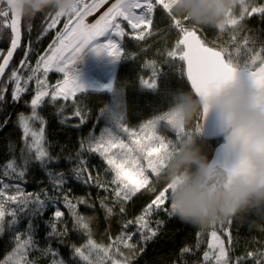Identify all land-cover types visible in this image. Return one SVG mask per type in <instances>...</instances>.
I'll return each instance as SVG.
<instances>
[{
	"label": "trees",
	"instance_id": "trees-1",
	"mask_svg": "<svg viewBox=\"0 0 264 264\" xmlns=\"http://www.w3.org/2000/svg\"><path fill=\"white\" fill-rule=\"evenodd\" d=\"M251 1L253 0H245L246 3ZM261 1H253L243 20L239 21V27L228 24L224 16L226 6V9H232L235 18H239V0H227L225 6L218 12H201L195 15L187 11L192 0L177 1L167 11L161 4H156L152 24L147 30L142 25L133 32L127 26V22H123L121 26L124 27L126 35L119 45L124 50V57L114 78L113 93L79 94L76 100L82 101L79 106L87 113L85 123L82 125L79 123V117L65 119L72 117L73 101H52L51 96L44 97L37 111L44 120L45 147L53 157V162L48 167L55 172L65 174L66 182L61 194L67 195L72 204L79 206V212H82L78 215L86 217L89 231L73 226V213L65 206L64 197L59 196L54 206L45 209L42 216L34 218L35 247L29 252V260L35 261L36 264H52L54 259L62 261L63 264H86L75 254L76 247H80L87 254L86 246L89 238L103 247L113 245L115 238L124 231V224L140 216L145 206L155 199L160 191L167 189L181 175L197 177L201 165H208L214 150L223 140L207 141L202 137L201 108L185 75L182 74L183 62L178 58L172 61L166 57V53L172 50L180 38L175 22L179 21L183 27L195 31L208 47L219 50L223 46L235 55L236 47L240 46L244 59L256 53L264 56V14L258 12L247 14L251 12L253 6H259ZM192 6L196 5L192 3ZM0 7H6L2 0ZM39 14L55 16L56 12L45 8L43 0L24 1L21 48L13 57L11 66L0 83V88L7 85L6 98L0 101V172L9 160L19 158L21 155L20 150L24 142L17 118L20 113L31 114L30 103L37 88L36 77L46 82L51 80L47 83L49 92L52 91L51 86L61 78L51 72L46 76L43 71L36 73L35 76L31 73L32 64L37 57L45 54L62 26L61 22L57 26L55 24L45 33L44 29L51 20L45 22L44 16H37ZM31 18H33L32 27L29 30L27 25ZM141 31L145 32V37L138 39L137 36ZM148 32L151 34L149 35ZM233 35L236 36L234 42L231 41ZM9 46L10 31L0 37V62ZM25 52L28 53V64L21 67L20 61L24 59ZM161 67L163 74L157 78V87L147 89L141 81L152 79L153 72ZM255 67H259V60ZM14 69H19V74L25 80L30 75L34 76L31 81L28 80V93L16 102L11 99L14 85L9 80ZM62 105L66 106L61 110ZM111 106L123 112V122L131 129L138 128L149 120L155 121L160 127L162 138L170 153L168 164L159 173L149 174V184L131 197L124 206L125 211L108 215L100 202V196L112 195L111 189L114 186H109L111 176L105 175L98 156L88 152L86 147L83 150V158L88 161V171H96L99 181L107 184L108 191L98 187L97 184L93 186L80 183L70 174L75 166L76 154L81 151V142L104 125L101 117L104 113L113 111ZM175 112L180 114L182 123L177 131H172L160 122V119ZM61 120L65 122L62 124ZM5 121L7 124L4 123ZM35 127L39 131V122H35ZM4 179L8 182V178ZM11 182L19 184L26 193L40 192L44 190L39 186L40 184H51L47 172L35 161L29 166L28 174L23 181ZM211 182L214 187L223 191L222 186L226 182V176L217 171L212 176ZM149 187L155 188V192L149 191ZM11 191L14 192V189ZM81 199H87L88 203H78ZM173 205L168 200L157 213V221H163V224L159 226L157 235L152 239L142 240L140 233L135 231V225H130L131 232L135 233L133 239L129 241L133 247H125L123 243L113 245L109 249L112 259L118 261V264H200L208 246L210 233L219 220H224L228 223L230 236V243L227 244L230 263L258 264L264 261V191L253 194L244 201L227 197L224 204L227 210H218L216 217L202 227L193 226L175 217H168L167 213ZM56 208L63 213L60 220H56L53 216ZM156 219L152 218L151 223ZM51 222L56 223L57 230L49 235L52 232L48 226ZM15 229L21 233L25 232L27 221L22 220ZM197 233H200L199 237ZM14 236L15 231L7 227L3 233H0V261H3L15 246ZM184 247L191 250L181 254V249ZM49 249L50 251H46ZM249 253L252 255L249 256ZM92 258L95 259V252ZM105 264H111V261H106Z\"/></svg>",
	"mask_w": 264,
	"mask_h": 264
},
{
	"label": "snow or ice",
	"instance_id": "snow-or-ice-1",
	"mask_svg": "<svg viewBox=\"0 0 264 264\" xmlns=\"http://www.w3.org/2000/svg\"><path fill=\"white\" fill-rule=\"evenodd\" d=\"M108 3V0H92L90 4L79 5L72 14L56 13L55 16H44L45 22L51 20L44 29L47 30L53 27L61 16H68V22L64 24V30L57 34V39L48 46L45 54L40 56L36 61V66L31 68V73L43 71L46 76L49 71H57L63 74V80H58L52 87V91H48L49 85L46 80L36 77L37 88L35 95L31 99V114L25 115L20 113L17 118L18 126L23 133L24 146L21 148L19 158L9 160L0 172V233L5 231V228L15 231L14 244L12 251L5 257L0 264H36L35 261L29 260L28 255L31 249L35 247L33 239L35 232V217L42 216L45 209L56 204V200L45 190L36 193L24 192L19 184L11 181H23L28 174L29 166L33 161L38 163L41 169L47 172V178L53 185V189L57 193H62L63 185L65 184V174L63 172H55L48 166L53 162V157L49 154L45 147L44 139V120L38 113L37 109L41 105L44 97L51 96L52 101L58 98L68 101L73 100L72 117H79V123H85L87 113L84 108L79 106L82 101H77V94H83L84 88L77 82L73 75V65L81 56L82 51L86 46L94 45V51L106 52L114 59L124 57V50L120 47L119 42L126 35L123 22L135 32L144 26L147 30L152 24V15L156 4H162L165 10L169 9L168 2L165 0H115L102 14L99 15L95 22L85 23V17L91 15L92 12L99 9L101 6ZM240 14L239 18L233 16L229 19L233 26L239 27V21L243 20L245 13L248 10V3L245 0H239ZM10 0H6V7H0V37L6 35L10 30V47L7 49V56H4L3 63H0V75L4 74L5 68L12 59L13 52L20 45L21 39V22L24 17L17 18L10 9ZM259 12L264 14V6L251 8L252 13ZM170 15V13H169ZM36 16V17H37ZM35 18V17H33ZM31 18L28 23V28L31 30ZM10 20V22H9ZM74 25L69 27L70 24ZM175 27L179 29L180 38L171 51L166 53V57L172 61L179 59L183 62L182 74L186 76L190 88L198 91H206L211 88L219 87L226 83L240 80L250 85L253 89H258L264 92V56L260 53L249 56L247 59L242 58L241 48L237 46L235 55L228 48L221 46L219 50L208 47L202 41L195 31H190L183 27L179 21L175 22ZM144 31H141L137 36L138 39L144 38ZM150 35L151 33L148 32ZM107 36L106 41H101L100 38ZM236 36L231 37V41H235ZM28 53L25 52L24 59L20 61L21 67L28 64ZM259 60V67H255ZM167 62V61H166ZM153 68L155 65L153 64ZM163 74V68L153 72V78L150 80H142L141 83L147 89H155L157 87V78ZM33 78L28 76L27 80L23 79L19 74V69H14L9 77L14 87L11 92L12 101H19L22 94L26 92L28 80ZM111 87V86H109ZM7 85L0 88V101L5 100ZM66 105L61 106V110ZM35 122H39V131L35 127ZM65 120H61L63 124ZM7 124V121L4 122ZM117 128L121 129L126 134L127 139L121 137L118 133L111 130H103L99 136L89 135L85 141L80 144L81 151L77 152L75 157V166L72 169L77 179L84 178L85 183L94 182L98 187L108 191L106 183H101L98 178H93L88 171V161L83 158L84 149L90 153L98 154L104 166L105 175L111 176V189L115 198L118 201L126 202L131 199L142 188L149 184V178L145 175L146 163L148 169L154 174L152 166V156L150 153L157 146V132L155 121L149 120L142 125L139 131L130 129L124 124H117ZM130 141V142H129ZM87 175L85 176V174ZM4 178H8V182ZM14 189V192L11 190ZM149 191L155 192V188L149 187ZM167 189H163L147 204L140 216H137L134 221H127L124 229L127 230L130 225H136L137 231L140 232L142 240L152 239L157 235L159 226L163 221H157V228L149 227L148 217L153 212V206L159 209L161 205L168 199L166 196ZM65 206L70 209L74 216V227L89 231V224L86 223L84 216L76 213V205L72 204L68 196H64ZM106 199V198H105ZM78 203L87 204V199H81ZM103 205V201H102ZM106 207V214H111L113 209ZM125 211L124 207H120V212ZM171 217L174 215L173 208L168 212ZM56 220H60L63 213L56 208L53 213ZM22 220L27 221V229L21 233L15 229ZM52 235L57 230L55 222L48 225ZM135 233L123 231L120 236L115 238L113 245L123 243L125 247L131 248L129 243L133 239ZM200 233H197V237ZM211 241L208 244L209 249H218L215 253L216 264H228L225 259L226 251L223 241L217 235L216 231L211 232ZM103 247L95 243L91 238L87 241V254L80 247L74 249L75 254L79 256L86 264H105L106 261H111V264H118V261L112 259V254L109 249L113 246ZM191 249L184 247L181 249V254L189 252ZM46 251H50L46 250ZM95 252V259L92 254ZM249 256L252 253L248 254ZM210 253L204 252V260L208 261ZM52 264H63L62 261L53 260ZM264 264V261L258 262Z\"/></svg>",
	"mask_w": 264,
	"mask_h": 264
},
{
	"label": "clouds",
	"instance_id": "clouds-1",
	"mask_svg": "<svg viewBox=\"0 0 264 264\" xmlns=\"http://www.w3.org/2000/svg\"><path fill=\"white\" fill-rule=\"evenodd\" d=\"M43 3L45 8L56 13L72 14L79 7L80 0H43ZM192 3L196 6L193 7ZM192 3L187 11L195 15L218 12L227 0H192ZM208 104L227 117L222 129L224 139L249 164V175L235 182L237 189L252 191L264 186V110L249 102L239 83L227 85L218 95L212 96ZM212 175L211 167L201 165L197 177L181 175L175 182L170 203L175 205L173 211L180 220L202 227L216 217L218 210H227L225 200L235 192L214 187Z\"/></svg>",
	"mask_w": 264,
	"mask_h": 264
},
{
	"label": "rangeland",
	"instance_id": "rangeland-1",
	"mask_svg": "<svg viewBox=\"0 0 264 264\" xmlns=\"http://www.w3.org/2000/svg\"><path fill=\"white\" fill-rule=\"evenodd\" d=\"M153 1L155 2V0H153ZM177 1H181V0H165V2H168L169 7H171L172 5H175ZM253 1L247 2L248 5L251 6ZM113 2H115V0H108V3L106 4L107 7H109L111 5V3H113ZM90 3H91L90 0H81L80 1L81 6H83V4H90ZM259 4L260 5L257 7L264 6V0H262L261 3H259ZM161 6H162V4H161ZM98 10L99 9H97L95 11L97 12ZM165 11H167V10H165ZM94 12H92V13H94ZM224 16L228 21L232 16L235 18V14L233 13L232 9H229V8L226 9V6L224 8ZM60 22H61L62 26H61V29L57 32V34L64 30V24L68 22V16H66V15L61 16L58 19L55 26H57V24H60ZM129 29L132 30L130 27H129ZM57 34L55 36V40L57 39ZM144 37H145V34H144ZM93 49H94V46L88 48L87 50H85L81 53V56L77 59V61L73 65V75L76 77L77 82L83 86L84 92H88V93H96L97 92V93H110V94H112L113 90H114V86H113L114 78L116 76L118 66L121 63L123 56L119 59H114L113 57L109 56L106 52L97 53ZM0 57H1V51H0ZM39 57H37L36 60L34 61V63L32 64V68H34L36 66V61ZM40 72H42V70ZM49 72L55 73V74L61 76L60 80H63V78H64L62 73H59L55 70L49 71ZM35 74H34V76H35ZM49 82H51V80H49ZM49 82H47V83H49ZM109 86H111V87H109ZM27 93H28V90L26 92H24L22 94V96L26 95ZM78 96H79V94H77V97ZM69 100L73 101L72 99H69ZM56 101H63V98L62 97L58 98ZM110 108L113 109V111H111L109 113H104L101 117L103 119L102 122L104 125H102L100 128H98V130H96V132L92 133L91 135L99 136L103 130L107 129V130L114 131L115 133H118L121 137L127 139L126 134L123 133V131L121 129L117 128V124H124L125 125V123L123 122V112L119 108H115L113 106H111ZM160 122H163V124L167 125L172 131H177L179 126H181L182 119L180 117V114L178 112H175V113H170V114L165 115V117L160 119ZM140 127L141 126H139L138 128H135L134 130L139 131ZM155 127H156V132H157V137H158V139L156 141L157 146L155 148H153L152 152L150 153V155L152 156V166L154 168V175L156 173H159L161 171V169H163L168 164V154L170 153L168 151V146L166 145L165 141L162 138V134L160 132V127L158 126V124L156 122H155ZM96 155L98 156L100 162H102L99 155L98 154H96ZM144 167L146 169L145 175H147L149 178V174H152L151 170L148 169V166L146 163L144 164ZM72 169H71L70 175L74 176V179L76 181H78L80 183L81 182L85 183L84 178H80V179L76 178ZM90 172H91V175L93 178H98L99 175L96 173V171H90ZM179 178L175 179L171 183V185L167 188L166 196H168V199L165 201V203L163 205H161V207L159 209H156L155 206H153V212L150 215V217H148L149 227L154 228V229L157 228L156 215L160 211V209L166 205L167 201L171 200V193L174 190L175 182ZM88 184L96 186V183H94V182H90ZM39 186H41L42 189L47 191L49 193V195L52 196L53 199H55L56 201L58 200L57 198L59 196L64 197L61 193H57L53 189L52 184H46V185L40 184ZM109 186L111 187L112 185H109ZM110 196H112V197H110ZM110 196L109 195L100 196L101 197L100 202L102 204V201H103L102 206L104 208L105 213H106V207L105 206L111 207L113 209V211L110 215H113V213H121L120 207L126 206V204L130 200L129 199L126 202H122V201H118L115 198L114 194H112ZM75 205H76V213L81 214L82 211L79 212V206L77 204H75ZM174 207H175V205H173V208ZM170 211H171V209L168 212H170ZM167 216L170 217L168 215V213H167ZM171 217L178 218L175 214ZM152 218H155L156 220L151 223ZM124 231H130L131 232L132 229L129 226V228L127 230L124 229ZM135 231L139 232V231H137L136 225H135ZM213 231H216V233L220 237L221 241H223L225 251H226L225 259L228 261V264H231L230 260L228 259V250L229 249L227 246V244L230 243V236H229V232H228V223L224 220H219L218 224L215 226V229ZM211 239L212 238H211V233H210L209 242L211 241ZM209 242H208V244H209ZM205 251H208L210 253V257H209L208 261H205L204 260V254H203L202 261L200 264H216L215 253L218 252V249H209L207 246V249Z\"/></svg>",
	"mask_w": 264,
	"mask_h": 264
},
{
	"label": "water",
	"instance_id": "water-1",
	"mask_svg": "<svg viewBox=\"0 0 264 264\" xmlns=\"http://www.w3.org/2000/svg\"><path fill=\"white\" fill-rule=\"evenodd\" d=\"M25 0H10V9L13 14L19 18L23 14ZM3 4L6 6V0H2ZM10 22V20H9ZM22 23V22H21ZM10 31V30H9ZM197 34V33H196ZM199 37V35L197 34ZM200 38V37H199ZM22 39H20V45L13 52L12 59L9 61L7 67L5 68L4 74L0 75V83L3 77L8 72L13 57L21 48ZM10 47V46H9ZM8 52L4 56H7ZM4 58V57H3ZM3 58L0 63H3ZM186 78V76H185ZM187 81V79H186ZM188 83V82H187ZM232 83H239L245 95L247 96L249 102L257 109L264 110V92L253 89L250 85L240 80H235L219 87L211 88L206 91H191L197 101L199 102L201 108V135L207 141H219L223 140L214 150L211 161L207 166L213 169V175L220 171L226 176V182L222 186L223 191H234L235 195L228 196L231 199H238L240 201L246 200L249 196L256 194L258 192L264 191V186L252 191H246L242 189H237L236 181L241 177H247L249 175V164L248 162L239 154V152L231 148L224 139L223 125L227 117L222 114L219 110L211 107L208 104V100L214 96L218 95L227 85ZM189 85V83H188ZM190 87V85H189ZM212 175V176H213Z\"/></svg>",
	"mask_w": 264,
	"mask_h": 264
},
{
	"label": "bare ground",
	"instance_id": "bare-ground-1",
	"mask_svg": "<svg viewBox=\"0 0 264 264\" xmlns=\"http://www.w3.org/2000/svg\"><path fill=\"white\" fill-rule=\"evenodd\" d=\"M90 2L92 3V0H90ZM106 9H107V5L105 4V5L101 6L97 12L95 11V12L92 13L91 15L86 16V17H85V23H93V22H95V19H97V18L99 17V15L102 14L103 11H105ZM73 25H74V23H73ZM73 25H72V26H73ZM72 26H71V27H72ZM100 39H101V41H106V40L108 39V37L105 36V37H102V38H100ZM92 46H94V45L86 46L85 49H84L83 51L87 50L88 48H90V47H92ZM83 51H82V52H83ZM239 264H240V263H239Z\"/></svg>",
	"mask_w": 264,
	"mask_h": 264
},
{
	"label": "flooded vegetation",
	"instance_id": "flooded-vegetation-1",
	"mask_svg": "<svg viewBox=\"0 0 264 264\" xmlns=\"http://www.w3.org/2000/svg\"><path fill=\"white\" fill-rule=\"evenodd\" d=\"M2 60V59H1Z\"/></svg>",
	"mask_w": 264,
	"mask_h": 264
}]
</instances>
